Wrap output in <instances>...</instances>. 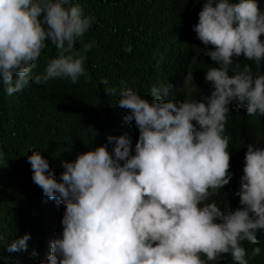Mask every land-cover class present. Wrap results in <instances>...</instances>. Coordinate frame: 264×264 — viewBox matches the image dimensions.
Wrapping results in <instances>:
<instances>
[{"label":"clouds","instance_id":"9594fccd","mask_svg":"<svg viewBox=\"0 0 264 264\" xmlns=\"http://www.w3.org/2000/svg\"><path fill=\"white\" fill-rule=\"evenodd\" d=\"M94 22L70 0H0V85L6 94L30 81L75 85L87 77L86 53L95 42L83 38ZM182 26L186 40L196 36L214 49H200V67L188 70L183 82H192L199 96L167 100L174 87L168 84L153 87L149 101L121 87L116 105L126 112L124 122L134 121L139 130L134 154L127 136H109L64 162L59 180L41 152L27 156L32 181L65 207L62 237L50 243L47 264H209L226 254L248 264L243 242L258 245L257 232L264 230V148L249 144L232 178L225 131L233 102L237 112L264 116V12L257 0H204ZM46 42L57 56L33 75ZM241 56L255 62V74L234 63ZM104 91L116 96L118 89ZM229 184L220 205L209 202ZM29 239L13 241L8 251H26ZM260 252L253 247V257Z\"/></svg>","mask_w":264,"mask_h":264},{"label":"trees","instance_id":"16d2710c","mask_svg":"<svg viewBox=\"0 0 264 264\" xmlns=\"http://www.w3.org/2000/svg\"><path fill=\"white\" fill-rule=\"evenodd\" d=\"M70 2L79 5L86 16L95 18L83 38V43L95 42L86 53L87 77H81L75 85L62 79L50 80L47 84L30 81L12 96L0 85V152L4 154L0 160V264H47L50 243L62 237L65 207L58 200L45 197L32 181L27 156L33 150L41 152L59 180L64 162L104 145L109 136H127L134 154L139 130L134 121L123 120L126 112L116 105L119 89L127 85L151 101L153 87L171 84L174 87L167 100L198 98L199 92L192 82L187 87L183 82L188 70L200 67V52L203 53L200 49L214 50L211 46L205 49L196 36L190 35L186 40L182 30L183 23H190L202 10L204 0ZM257 3L264 12V0ZM46 43L33 75L43 73L47 61L57 56L55 47ZM81 46L78 41L77 47ZM129 46L130 53L125 51ZM234 63L240 64L241 71L246 64L254 74L257 71L255 62L242 56L234 59ZM259 71L264 75V61ZM103 79L109 84H102ZM106 87H116V96L107 95ZM235 103L229 106L225 131L231 137L228 150L232 178L231 168L236 166L235 162L245 159L249 144L264 148V116L250 117L245 108L237 112ZM113 147L114 144H109L108 150L111 152ZM230 184L209 202L220 205V195ZM24 235L30 236L27 250L9 252L11 243ZM257 238L258 245L243 242L248 264H264V230L257 232ZM253 247L261 249L258 256L253 257ZM209 264L236 262L226 254Z\"/></svg>","mask_w":264,"mask_h":264}]
</instances>
